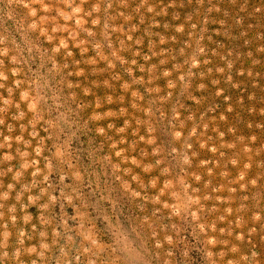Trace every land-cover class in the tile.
Returning a JSON list of instances; mask_svg holds the SVG:
<instances>
[{
  "label": "rangeland",
  "instance_id": "rangeland-1",
  "mask_svg": "<svg viewBox=\"0 0 264 264\" xmlns=\"http://www.w3.org/2000/svg\"><path fill=\"white\" fill-rule=\"evenodd\" d=\"M0 264H264V0H0Z\"/></svg>",
  "mask_w": 264,
  "mask_h": 264
}]
</instances>
